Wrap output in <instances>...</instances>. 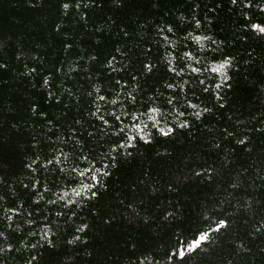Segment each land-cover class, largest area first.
Returning a JSON list of instances; mask_svg holds the SVG:
<instances>
[{
  "label": "trees",
  "instance_id": "trees-1",
  "mask_svg": "<svg viewBox=\"0 0 264 264\" xmlns=\"http://www.w3.org/2000/svg\"><path fill=\"white\" fill-rule=\"evenodd\" d=\"M254 26L264 0H0V264H264Z\"/></svg>",
  "mask_w": 264,
  "mask_h": 264
},
{
  "label": "snow or ice",
  "instance_id": "snow-or-ice-1",
  "mask_svg": "<svg viewBox=\"0 0 264 264\" xmlns=\"http://www.w3.org/2000/svg\"><path fill=\"white\" fill-rule=\"evenodd\" d=\"M65 7H67V5H65ZM254 27H257V28H259V30H260L261 32H264V28H260L259 26H254ZM224 67H225V64H221V65L217 66L216 68H214L213 70H214V71H217V72H221V71L224 69ZM153 111H156V110L153 109ZM161 131L163 132L164 135H168L170 130H169V131L161 130ZM82 175H83V173H82ZM93 179H96V177L93 176ZM84 187H85V188H88V187H90V186H89V185H85ZM74 191H76V190H74ZM79 194H80V193L77 191V192H76V195H79ZM93 195H95V193H93ZM221 224H222V222H221ZM219 226H220V225H218V227H219ZM207 238H208V234H207V233H203V234H201L200 237H199L197 240H195V241L193 242L192 247H196V246H198L202 241L206 240ZM189 250H191V248H190ZM180 254L183 255L184 253L181 252Z\"/></svg>",
  "mask_w": 264,
  "mask_h": 264
}]
</instances>
